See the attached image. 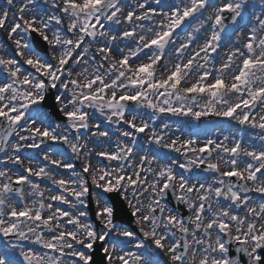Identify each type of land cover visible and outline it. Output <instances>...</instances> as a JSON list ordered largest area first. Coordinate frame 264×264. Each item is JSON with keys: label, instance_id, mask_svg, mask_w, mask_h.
Instances as JSON below:
<instances>
[{"label": "snow or ice", "instance_id": "6c2138e0", "mask_svg": "<svg viewBox=\"0 0 264 264\" xmlns=\"http://www.w3.org/2000/svg\"><path fill=\"white\" fill-rule=\"evenodd\" d=\"M0 31V264H264V0H5Z\"/></svg>", "mask_w": 264, "mask_h": 264}, {"label": "rangeland", "instance_id": "374dc122", "mask_svg": "<svg viewBox=\"0 0 264 264\" xmlns=\"http://www.w3.org/2000/svg\"><path fill=\"white\" fill-rule=\"evenodd\" d=\"M3 2L5 3V0H0V6L3 4ZM149 2H150V0H149ZM152 6L153 7H156V5H152ZM12 11H15V9H12ZM6 37H7V33L6 32H3V31H0V45H3L4 46V47L0 48V54H3L6 51L7 52V55L11 56L13 54L12 51H11V48H12L11 42L10 41H7L6 40ZM41 42H43V41H41ZM33 47H34V45H33ZM41 48L43 50V47L42 46H40V49ZM40 49H36V51L39 54H40ZM40 55L41 56H44L43 54H40ZM52 95L53 96L55 95V91L54 90H53V94ZM53 107H55V106L53 105L52 100L49 99L48 106H46L45 111H47L49 113V115L52 117L53 120H56V118L54 117L55 115H54V112H53ZM167 120L172 125V129H171L170 135H172L173 138H175L176 136H180L182 139H185V138H188L189 136H192V132L194 130L195 123H190V122H175V123H173L174 121H176V118L174 119L172 117L168 118ZM201 134H203L202 137L200 136ZM201 134L198 136L200 142H203L204 140H206L205 137L210 138L213 135L215 136L214 138H217V139H222L223 138V136H219L218 135L219 132H217V133H214V132L213 133L201 132ZM194 138H196V137H194ZM143 140H144V137L141 136V143H143ZM144 146L146 148L149 147V145H146V144ZM23 155H28V153H24ZM32 155H35V154L33 153ZM170 155L173 156L174 154L172 153ZM71 162L74 163V164H76L77 170H79V168L81 166L80 165V162L79 161H76L75 159H73ZM95 163H96V161L94 159L93 160V164H95ZM101 163H107V162L101 161ZM177 171H179V169H177ZM124 205L126 207V210H128L129 211V214H130V209L127 207L126 202H124ZM168 207L171 208L170 205H168ZM90 208L93 210L94 209V204H90ZM90 208L88 210L89 211V217H88L89 222H93V223H95L97 225V227H99V222L98 221H95L94 216L92 215V213L90 211ZM131 225H132L131 227H128V226H126V227L133 228V229L136 227L133 222H132Z\"/></svg>", "mask_w": 264, "mask_h": 264}, {"label": "flooded vegetation", "instance_id": "af4514ba", "mask_svg": "<svg viewBox=\"0 0 264 264\" xmlns=\"http://www.w3.org/2000/svg\"><path fill=\"white\" fill-rule=\"evenodd\" d=\"M218 123L216 125V127H210L208 130H203V132H208V133H217L219 132V136H223V135H232V136H236L238 137L240 135V129L239 126L236 125L234 122L229 123L228 121H224V120H218ZM195 126H198V122L195 123ZM204 134V133H203ZM199 135H197L198 137ZM202 137V136H201ZM215 136L213 135L210 138H214ZM199 138V137H198ZM208 137H205V139H207ZM245 141L248 140V136L247 134H245L244 136ZM194 175H200L201 173H193Z\"/></svg>", "mask_w": 264, "mask_h": 264}]
</instances>
